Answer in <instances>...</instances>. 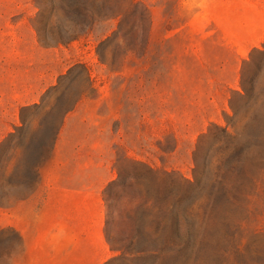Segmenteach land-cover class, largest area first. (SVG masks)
<instances>
[{
    "label": "rangeland",
    "instance_id": "obj_1",
    "mask_svg": "<svg viewBox=\"0 0 264 264\" xmlns=\"http://www.w3.org/2000/svg\"><path fill=\"white\" fill-rule=\"evenodd\" d=\"M66 3L0 0V264H157L112 249L135 251L138 223H148L145 249H156L161 188V203L187 205L181 239L196 231L175 264H216L209 247L195 260L198 223L214 206L211 232L235 217L238 263L264 264V142L259 172L250 166L264 117L246 128L235 94L258 65L264 82L254 53L264 51V0H77V11L126 17L119 28L84 21L88 32L64 46ZM78 63L89 78L80 69L60 78ZM213 124L238 135L241 164L226 177L201 137Z\"/></svg>",
    "mask_w": 264,
    "mask_h": 264
},
{
    "label": "trees",
    "instance_id": "obj_2",
    "mask_svg": "<svg viewBox=\"0 0 264 264\" xmlns=\"http://www.w3.org/2000/svg\"><path fill=\"white\" fill-rule=\"evenodd\" d=\"M76 1L77 0H66V12L65 17L67 20V24L71 26L70 31H65L63 33L60 41L57 44L60 45H68L70 43L76 42L81 37H83L88 31H84V21H97L99 19H108L117 22L118 28L122 25L126 15L117 14L111 16L108 13L99 12L97 11L96 15L87 13L85 11H77L76 10ZM111 16V17H110ZM111 29H106L103 31L98 37V45H103L107 43L111 39L109 36ZM78 32H81L78 34ZM78 34V35H77ZM115 35V31L113 32ZM99 46V47H100ZM254 53H258L263 57L264 60V51L259 52L255 51ZM99 54V53H97ZM76 69H80L86 72L88 78L90 77V70L89 68L81 63L77 65L71 66L65 75H61V79L69 77ZM263 71V66L258 65L255 71V74L249 77L245 76V73L242 74L241 79L239 81V87L241 92H235L237 97L242 104L241 109L244 111L245 116H249L247 122L245 124L246 128L251 129V121H254L258 117H264V82L259 83V75ZM60 81V80H59ZM79 100H75L73 106L68 109L66 112H70L74 109L76 104ZM232 110L233 107L231 106ZM237 112V111H234ZM260 126V127H259ZM263 127L258 125L254 130H258L255 135H252L254 144L250 149L253 155V161L251 162L250 166L255 171L260 170L259 158L261 156L258 155V152L261 148V145L264 142V134L261 132L260 128ZM211 129H214L215 132H209ZM211 129L207 132V134L201 136L202 139L204 137H210L213 140V145L210 148L213 156H218L216 160V174L219 176L222 172H224V176L233 174V172L240 167L241 161H239V150H238V135L237 132L231 133L229 131V127H221L216 124H213ZM209 138V139H210ZM202 148L197 147L194 152V161L195 157L200 155ZM148 168V167H147ZM149 171L152 172V169L149 168ZM162 175H169L166 171H160ZM223 174L221 176L222 185L224 184V177ZM227 179V178H226ZM159 203H154L153 208L156 210L158 214V219L155 221V228L159 230L158 234L156 235V249L154 251H149L145 249L147 244V236L149 230H147L148 223H138L135 227L136 234L131 235V239L129 241L128 247L135 246V251H122L123 249H112L117 252H121L120 258L128 256H140L144 257H153L157 264H175L178 258H184L186 255V251L188 249L189 243L191 240L196 238V231L193 229L194 236L192 238L191 232H188V238L181 239V227L185 226L188 223L189 213L186 210L187 205L186 203H161L163 199L169 196L167 193V189L161 188L158 193ZM149 203H144V208ZM213 205V204H212ZM217 205V204H215ZM220 208H217L219 212L220 209L225 208L227 209L232 208L234 211H238L240 209H245L242 207L241 203H218ZM227 209L223 210L222 214H224ZM205 211L207 214V205H205ZM216 211V207L210 208L208 213V217L205 220H201L198 223V229L200 230V238L198 241V246L196 248V258L195 260L199 259V253L203 251L205 248H211V251L216 253V264H239L238 259L242 257V252L240 250V241L238 239L236 241L235 237L236 234H239L241 231V225L238 223L236 219L233 218H225L223 221L217 223L214 222L213 230L212 228V220H213V213ZM134 226V223L131 224V227ZM192 226V224H191ZM132 231V230H131ZM211 232L210 239L209 237L204 239V235L206 233L209 234ZM217 236L219 239H222V242H218L214 240L213 235ZM179 246V247H177ZM177 247V248H176ZM148 255V256H147ZM230 257H232L230 259ZM118 259V258H115ZM114 259V260H115ZM113 261V260H112Z\"/></svg>",
    "mask_w": 264,
    "mask_h": 264
},
{
    "label": "crops",
    "instance_id": "obj_3",
    "mask_svg": "<svg viewBox=\"0 0 264 264\" xmlns=\"http://www.w3.org/2000/svg\"><path fill=\"white\" fill-rule=\"evenodd\" d=\"M49 201H50V200H49V198L47 197V202H49ZM47 202H46V203H47Z\"/></svg>",
    "mask_w": 264,
    "mask_h": 264
}]
</instances>
